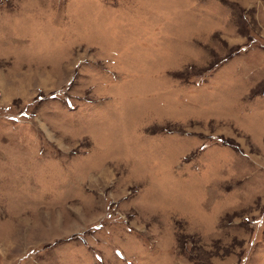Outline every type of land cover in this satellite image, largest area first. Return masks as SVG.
Returning a JSON list of instances; mask_svg holds the SVG:
<instances>
[{
    "label": "rangeland",
    "instance_id": "rangeland-1",
    "mask_svg": "<svg viewBox=\"0 0 264 264\" xmlns=\"http://www.w3.org/2000/svg\"><path fill=\"white\" fill-rule=\"evenodd\" d=\"M0 264H264V0H0Z\"/></svg>",
    "mask_w": 264,
    "mask_h": 264
}]
</instances>
